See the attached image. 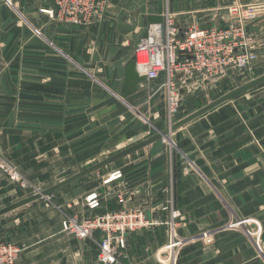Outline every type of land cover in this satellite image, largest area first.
I'll list each match as a JSON object with an SVG mask.
<instances>
[{
    "label": "crops",
    "instance_id": "crops-1",
    "mask_svg": "<svg viewBox=\"0 0 264 264\" xmlns=\"http://www.w3.org/2000/svg\"><path fill=\"white\" fill-rule=\"evenodd\" d=\"M9 1L0 0V124L18 123L26 108L51 109L38 99L43 83L45 98H59L65 106V136H43L48 145H59L65 163L109 140L111 136H95L106 131L108 120L112 152L149 138L114 135L127 127L133 105L146 93L140 90L142 83L137 93L121 96L126 66L151 26L150 16L170 12L185 32L193 24L229 26L226 8L236 3L264 8V0H114L121 4L113 6L110 0L106 18L74 26L39 14L54 8L52 0ZM263 11L249 25L260 51L264 32L257 30L264 24ZM121 23L126 31L116 37L113 29L118 31ZM89 77L98 79L93 90ZM54 89L60 90V97ZM88 109L92 113L82 115ZM86 116H91L87 119L93 130L86 129ZM89 132L93 134L85 136ZM39 137L0 136V142L11 141L18 156L30 158L31 153L36 157ZM170 138L175 147L160 140L92 174L100 175L101 184L88 176L55 193L60 211H42L32 203L0 217V237L23 249L16 264H98L100 234L85 242L68 236L62 231V213L94 216L123 208H142L157 223L127 235L128 247L119 264H264V87L212 110ZM118 172L122 178L103 184ZM96 188L104 194L103 202L89 211L79 200ZM13 191L4 198L5 187L0 186V210L28 198ZM170 200L183 217L172 219V224L180 222L175 229L164 210ZM236 220L247 226L230 229ZM177 239L181 247L166 249Z\"/></svg>",
    "mask_w": 264,
    "mask_h": 264
},
{
    "label": "built area",
    "instance_id": "built-area-1",
    "mask_svg": "<svg viewBox=\"0 0 264 264\" xmlns=\"http://www.w3.org/2000/svg\"><path fill=\"white\" fill-rule=\"evenodd\" d=\"M9 3V0H4ZM54 8L42 9L51 19L74 26H87L93 21L103 20L107 14L109 0H52ZM263 4L243 5L236 3L226 8L232 23L227 27H200L190 25L185 32L177 25L170 12L164 15L163 24L151 25L134 57L141 76L149 82L164 79L171 116L179 104L178 84L188 82L192 76L222 78L231 70L244 71L255 61L250 48L247 28L263 10ZM182 52V54H180ZM191 57V58H189ZM174 123L171 122L170 126ZM169 126V127H170ZM122 178L116 173L104 181L109 185L113 180ZM17 180H19L17 178ZM102 197L96 191L89 193L82 205L89 211H96L102 205ZM172 219L180 217L173 200L164 209ZM156 221L148 219L142 208H123L94 216L64 214L62 231L82 242L92 239L97 233L99 243L98 264H119L125 257L128 247L127 235L132 232L151 228ZM244 221L236 220L230 228L243 226ZM175 229V224L173 223ZM181 247L177 239L166 249ZM264 255V242L261 244ZM22 247L8 241H0V264H16ZM179 256L178 252L175 255Z\"/></svg>",
    "mask_w": 264,
    "mask_h": 264
},
{
    "label": "rangeland",
    "instance_id": "rangeland-1",
    "mask_svg": "<svg viewBox=\"0 0 264 264\" xmlns=\"http://www.w3.org/2000/svg\"><path fill=\"white\" fill-rule=\"evenodd\" d=\"M115 4H121V1L114 2V0H112V6ZM109 7L110 3L108 5L107 13L109 11ZM41 11L42 9L39 10V14L44 15V13ZM126 27L128 28V24ZM113 31H115V36L117 37L120 33L126 31L125 25L121 23L119 30L117 31L115 27ZM260 31L264 32V24L258 28L257 33ZM261 33L262 32L259 34ZM247 35L250 40H252V42H250V48L248 49L250 52L252 51L256 57L250 68L245 69L244 71L231 70L222 78H205L194 75L188 80V82L180 80L177 92L179 104L177 106V111L172 116L170 114L171 109L167 99V90L164 85V79L162 78L156 82H149L146 80V82L140 86V90L146 93L140 101L133 105L131 121H129L127 118V127H120L117 134L114 136H153L157 133L156 131L165 130L167 127H169L171 122H178L183 116L203 108L210 102L217 100L233 89L263 75L264 49L260 51V44L259 42H257L259 45L256 43L257 34H252L249 32V27L247 28ZM120 47H122V45H120ZM41 80L43 81V78ZM97 80V78H88V83L91 87L90 90L94 89L93 85L98 87ZM38 87V92H40L38 99L44 102L41 104V106H45L47 104L52 106L51 109L38 107L36 110L28 111V108H26V110H21L22 116L18 123L13 124V122H11L6 125L0 124V136H29V134L30 136H42L39 137L41 138V141L37 143L36 157H33L31 153L30 158L28 156H18V153L15 152L11 141L9 142L3 139L0 142V186L5 187L3 196L7 195L4 196V198H10L14 194V189L19 191L21 196H33L71 177L75 172L90 168L98 162H101L124 150V148H119L112 152V140L109 142V140L112 139V122H109L108 120V127L105 128L106 131H102L99 135L95 134V136H111V138L105 142H100L99 145L95 144L94 148L92 147L90 149H86L84 153L85 156L83 158L70 160L69 163H65V160L59 157V145L57 143L48 145L43 137L65 136L64 132L67 131L65 130L67 126L66 123L62 125L61 119L65 106L62 105L59 98H45L44 93H46V91H44L43 83ZM56 87H59V85ZM262 87H264V84L253 90H258V88ZM100 89L102 92L106 91L104 88H102V86ZM55 93L58 97H60V90L54 89V94ZM82 113V115H86V113L91 114L92 110H83ZM109 116L112 117V113H110ZM34 117L37 119L36 121L28 120V118ZM87 118H91V116H86V123L89 124H87L85 127L86 129L90 128L93 130L95 126L94 124H91V120ZM28 121L31 123V125H29ZM92 134V132H89L86 133L85 136H91ZM133 142L135 144V141ZM134 144H132V146ZM127 147L129 148L131 146L127 145ZM50 151L51 155L48 156V152ZM99 176L100 175H90L89 178H95V183L100 182L101 184L102 180L99 181ZM17 178L19 180H17ZM104 181L105 180H103V184ZM109 185H111V183ZM96 189L97 190L94 191L99 193L103 200L104 194L99 191V188ZM88 194L79 200V203L83 202ZM56 203L57 200L54 195L45 199H41V201H38V203H34L35 206H33L42 211L61 210L60 206H57ZM37 213L40 214V211L38 210ZM64 214L66 213H62V220ZM179 218H177V220L183 219L182 214ZM172 222L173 220L170 214L168 222L169 226H171ZM179 223L180 222L174 223L176 228ZM243 226H247L245 221ZM171 228H173V226H171ZM239 228H242V226L230 229L237 230ZM0 241L10 242V240L3 239L2 237H0ZM263 242L264 241H262L261 244Z\"/></svg>",
    "mask_w": 264,
    "mask_h": 264
},
{
    "label": "water",
    "instance_id": "water-1",
    "mask_svg": "<svg viewBox=\"0 0 264 264\" xmlns=\"http://www.w3.org/2000/svg\"><path fill=\"white\" fill-rule=\"evenodd\" d=\"M149 21L151 25L156 24H163L164 18L163 16H150ZM148 37V34L146 33L143 38L138 42L136 49L139 48L141 42ZM182 54V52H180ZM191 58V57H189ZM146 82V77L141 76L140 72L136 65V59L135 57L132 58V60L129 61L128 65L125 69V79H124V85L121 90V96L122 98H127L129 96H132L133 94L137 93L139 90V85ZM264 84V74L233 89L232 91L226 93L222 97L218 98L217 100L210 102L203 108L197 110L196 112L190 114L189 116L179 120L178 122L174 123L172 126L167 127L165 130H158L157 133L153 136L149 137L148 139L139 142L137 144H134L133 146L129 147L128 149H125L101 162H98L97 164L91 166L90 168H87L85 170L80 171L78 174L40 192L33 196H30L28 198H25L15 204H12L10 206H7L0 210V217L7 215L11 212L17 211L19 209H22L32 203H35L41 199H45L47 197H50L54 195L55 193L61 191L62 189L100 171L104 168H107L108 166L142 150L145 149L152 144L164 140L165 138H168L171 136L172 133L177 132L178 130L184 128L189 123L193 122L194 120L204 116L205 114L211 112L212 110L232 101L236 97L245 94L260 85ZM181 152V151H180ZM182 153V152H181ZM148 219H152L150 216V212H147Z\"/></svg>",
    "mask_w": 264,
    "mask_h": 264
},
{
    "label": "bare ground",
    "instance_id": "bare-ground-1",
    "mask_svg": "<svg viewBox=\"0 0 264 264\" xmlns=\"http://www.w3.org/2000/svg\"><path fill=\"white\" fill-rule=\"evenodd\" d=\"M166 142H168L170 145H172V146H174L175 147V143H174V141L173 140H171V138L170 137H168V138H165L164 139Z\"/></svg>",
    "mask_w": 264,
    "mask_h": 264
}]
</instances>
